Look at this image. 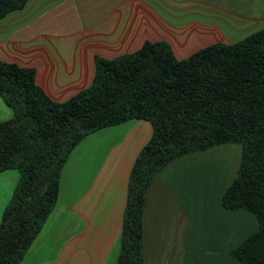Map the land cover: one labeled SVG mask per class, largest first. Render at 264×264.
I'll return each instance as SVG.
<instances>
[{"label":"crops","instance_id":"1","mask_svg":"<svg viewBox=\"0 0 264 264\" xmlns=\"http://www.w3.org/2000/svg\"><path fill=\"white\" fill-rule=\"evenodd\" d=\"M263 28L264 0H28L0 19V60L35 69L46 95L65 102L92 84L96 56L114 59L163 41L183 60ZM13 116L0 97V123ZM151 136L149 122L131 120L85 137L20 264H115L129 175ZM235 145L183 155L157 175L144 211L143 264H242L230 251L259 225L253 213L221 205L241 163ZM18 180L16 170L0 173V223Z\"/></svg>","mask_w":264,"mask_h":264},{"label":"trees","instance_id":"2","mask_svg":"<svg viewBox=\"0 0 264 264\" xmlns=\"http://www.w3.org/2000/svg\"><path fill=\"white\" fill-rule=\"evenodd\" d=\"M27 2L0 0V19ZM95 66L88 88L55 102L37 84L35 69L0 60V97L14 113L0 123V173H19L0 223V264H20L42 231L77 145L131 120L149 122L152 136L129 175L115 264H143L144 211L157 175L183 155L222 144H240L242 157L221 205L253 213L259 225L230 255L264 264V28L183 60L168 43L146 41L132 54L96 56Z\"/></svg>","mask_w":264,"mask_h":264},{"label":"rangeland","instance_id":"3","mask_svg":"<svg viewBox=\"0 0 264 264\" xmlns=\"http://www.w3.org/2000/svg\"><path fill=\"white\" fill-rule=\"evenodd\" d=\"M235 146L238 147V148H241L240 145H235ZM256 222H257V221H256Z\"/></svg>","mask_w":264,"mask_h":264}]
</instances>
